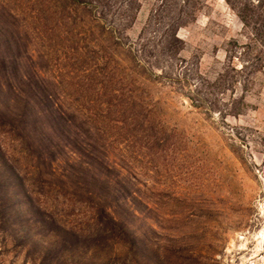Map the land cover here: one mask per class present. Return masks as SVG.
Instances as JSON below:
<instances>
[{"label":"rangeland","instance_id":"obj_1","mask_svg":"<svg viewBox=\"0 0 264 264\" xmlns=\"http://www.w3.org/2000/svg\"><path fill=\"white\" fill-rule=\"evenodd\" d=\"M254 235L264 0H0V264H239Z\"/></svg>","mask_w":264,"mask_h":264},{"label":"built area","instance_id":"obj_2","mask_svg":"<svg viewBox=\"0 0 264 264\" xmlns=\"http://www.w3.org/2000/svg\"><path fill=\"white\" fill-rule=\"evenodd\" d=\"M251 237L254 238L253 241H250L247 236L240 238L242 241L241 247L237 251H241L245 256L241 257L239 264H264V245H261L260 248L257 246L259 238L261 239L263 237L262 235H254Z\"/></svg>","mask_w":264,"mask_h":264},{"label":"trees","instance_id":"obj_3","mask_svg":"<svg viewBox=\"0 0 264 264\" xmlns=\"http://www.w3.org/2000/svg\"><path fill=\"white\" fill-rule=\"evenodd\" d=\"M111 221H115V220L112 219ZM125 228H126V227H124V229H125Z\"/></svg>","mask_w":264,"mask_h":264}]
</instances>
